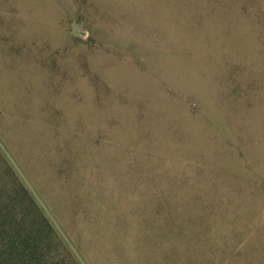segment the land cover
Segmentation results:
<instances>
[{"label":"rangeland","instance_id":"obj_1","mask_svg":"<svg viewBox=\"0 0 264 264\" xmlns=\"http://www.w3.org/2000/svg\"><path fill=\"white\" fill-rule=\"evenodd\" d=\"M18 184L75 264H264V0H0L4 264Z\"/></svg>","mask_w":264,"mask_h":264},{"label":"trees","instance_id":"obj_2","mask_svg":"<svg viewBox=\"0 0 264 264\" xmlns=\"http://www.w3.org/2000/svg\"><path fill=\"white\" fill-rule=\"evenodd\" d=\"M12 189L16 195L25 196L29 200L26 201L27 211H20L18 213L20 220L17 221V225L25 223L28 228L24 227L26 232L21 233L23 237L20 243L21 249L13 245L11 239H6L5 251L8 264H75L51 223L30 198L26 188L18 184Z\"/></svg>","mask_w":264,"mask_h":264}]
</instances>
